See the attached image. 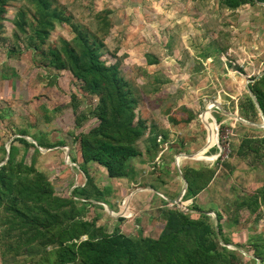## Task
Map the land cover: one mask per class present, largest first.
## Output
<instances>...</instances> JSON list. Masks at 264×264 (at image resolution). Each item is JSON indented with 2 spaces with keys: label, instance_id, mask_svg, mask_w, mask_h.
<instances>
[{
  "label": "rangeland",
  "instance_id": "rangeland-1",
  "mask_svg": "<svg viewBox=\"0 0 264 264\" xmlns=\"http://www.w3.org/2000/svg\"><path fill=\"white\" fill-rule=\"evenodd\" d=\"M57 1L69 22L82 23L91 32L97 28L93 16L107 15L102 59L117 65L130 84L137 99L135 120L145 127L137 141L141 156L132 161L135 175L109 178L97 163L83 164L77 137L98 126L93 113L99 97L84 91L67 70L36 64L37 54L24 49L26 37L13 25L16 1L8 3L0 21V165L13 145L15 160L43 173L61 198H69L89 178L104 198L96 206L77 203L85 208V220L95 219L106 233L117 227L124 235L153 239L164 225V206L173 208L182 189L180 173L184 178L188 168L210 169L213 176L206 187L189 200L181 199L180 207L197 206L212 221L218 212L226 245H243L249 252L239 248L238 256L253 264L248 240H264V214H249L237 203L263 184L264 158L246 148L238 150L243 139L264 137V114L256 108L255 113L247 100L248 85L264 70V39L249 43L248 14L217 0ZM73 37L70 25L61 23L48 43ZM149 57L156 62L148 63ZM218 108L257 125L239 122ZM17 137L43 147L25 148L14 141ZM206 140L213 145L203 154L175 163L180 154H196ZM163 196L170 199L168 205ZM11 256L17 264L34 259L26 253Z\"/></svg>",
  "mask_w": 264,
  "mask_h": 264
},
{
  "label": "trees",
  "instance_id": "trees-1",
  "mask_svg": "<svg viewBox=\"0 0 264 264\" xmlns=\"http://www.w3.org/2000/svg\"><path fill=\"white\" fill-rule=\"evenodd\" d=\"M11 1L19 4L13 25L26 37L24 49L37 54L36 64L67 70L84 91L99 97L93 113L98 126L77 137L83 164L97 163L109 178L133 179L132 161L141 156L137 141L145 127L143 122L135 120L137 99L130 84L117 65L106 64L102 59V40L109 31L106 13L93 16L97 28L91 32L82 23L69 22L57 0H0V21ZM220 1L231 9L246 3V0ZM61 23L70 25L73 39L49 44L50 33ZM147 62L156 60L149 57ZM248 88L264 114V76ZM247 100L256 113L249 95ZM260 139H243L238 151L242 153L246 148L264 158V137ZM14 141L25 148L35 147L24 137ZM254 143L258 147H252ZM38 146L43 147V144L38 142ZM34 149L37 151L36 147ZM15 150L11 145L8 159L0 165V247L6 253L34 256L31 264H244L236 250L219 244L228 241L221 231L218 212L215 215L219 238L210 216L197 206L191 209L198 213L197 218H191L190 213H183L176 206H164V225L155 239L127 236L117 227L106 233L96 225L95 219L85 220L84 207L96 206L94 202L104 198V192L89 178L85 186L75 187L69 198L57 197L43 173L31 164L15 160ZM201 171L184 170L187 190L182 200L197 195L212 178V170L204 168ZM77 203L84 207L78 208ZM237 205L249 214H264V179L261 187ZM248 243L252 250L250 261L255 264L258 259V264H264V240L252 237ZM235 247L249 252L243 245L235 244Z\"/></svg>",
  "mask_w": 264,
  "mask_h": 264
},
{
  "label": "crops",
  "instance_id": "crops-1",
  "mask_svg": "<svg viewBox=\"0 0 264 264\" xmlns=\"http://www.w3.org/2000/svg\"><path fill=\"white\" fill-rule=\"evenodd\" d=\"M219 1L220 0H217V3H219ZM249 1L250 2L248 4H245V5L241 6V7L235 8L234 10H236V12L239 13L240 15L248 14L249 18H248L247 21H249L250 24L252 23L250 25V27H249L250 28V32L248 34L249 35L248 39H249V43H251V45L253 46L257 42H259V41L264 39V0H249ZM206 12L208 13V10H206ZM243 19H244V16H243ZM255 24H256V26H253ZM208 118L206 117L205 120L207 121ZM207 133H208V131H207ZM212 145L213 144L208 145L207 144V140H206L205 146L200 151H198L196 154H193L192 155V159H194L195 158L194 156L197 155V154H200V153L203 154ZM181 157L188 158L186 156H183V154H180L179 159ZM202 157L205 159V156H202ZM196 158H198V157H196ZM175 163H176V161H175ZM162 200L165 201V202L170 201V199H167L164 196L162 197ZM4 254H5V256H4ZM11 257L12 256H11L10 253H6L4 251V249L0 247V264H14L16 261H14V259H11ZM249 257H252V256H249ZM258 261H256L255 264H258Z\"/></svg>",
  "mask_w": 264,
  "mask_h": 264
},
{
  "label": "water",
  "instance_id": "water-1",
  "mask_svg": "<svg viewBox=\"0 0 264 264\" xmlns=\"http://www.w3.org/2000/svg\"><path fill=\"white\" fill-rule=\"evenodd\" d=\"M262 76H264V70H263L262 72H260L259 74H257L256 77L252 80V82H254L255 80L259 79V78L262 77ZM248 95H249V97L251 98V100H252V102H253V104H254L256 110H257V111L259 112V114L263 117V112H262V110H261L259 104L257 103V101H256V99H255V97H254V95L252 94V92H251L250 89H248ZM218 109H219V108H218ZM207 110H210V107H208ZM219 110H220L221 112H223L224 114H226V115H228V116H231V117L234 118L235 120H238L239 122H242V123H245V124H248V125H257V124H255V123L245 121V120L239 118L238 116H236V115H234V114L226 113V112L222 111L221 109H219ZM34 145H35L36 147H38L37 144L34 143ZM183 156H186V157H188V158H192V155H186V154H183ZM179 157H180V155L177 156V157L175 158L176 164L178 163V159H179ZM7 159H8V151H7V156H6V158H5V161H6ZM5 161H4V162H5ZM4 162H3V163H4ZM179 173H180V171H179ZM180 176H181V178H182V180H183V186H182L181 191H180L179 194L177 195V197H176L172 202L174 203V205L176 206V208H177L179 211H182L183 213H187V212H195V211H193V210H191V209H181V207H180V201H181L182 197L184 196V193H185L186 188H187V183H186V181L184 180V178L182 177L181 173H180ZM213 224H214V230H215V232H216V235H217V237L219 238V233H218V228H217V220H216V219H214ZM221 244H222V246H227V247H229V248H231V249L241 251L239 248L235 247L234 245H226V244H224V243H221ZM256 261H258V259H256Z\"/></svg>",
  "mask_w": 264,
  "mask_h": 264
},
{
  "label": "bare ground",
  "instance_id": "bare-ground-1",
  "mask_svg": "<svg viewBox=\"0 0 264 264\" xmlns=\"http://www.w3.org/2000/svg\"><path fill=\"white\" fill-rule=\"evenodd\" d=\"M215 142H216V132H215Z\"/></svg>",
  "mask_w": 264,
  "mask_h": 264
}]
</instances>
